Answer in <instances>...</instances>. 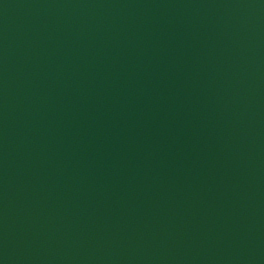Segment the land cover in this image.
<instances>
[{
	"label": "water",
	"instance_id": "95a60500",
	"mask_svg": "<svg viewBox=\"0 0 264 264\" xmlns=\"http://www.w3.org/2000/svg\"><path fill=\"white\" fill-rule=\"evenodd\" d=\"M0 264H264V0H0Z\"/></svg>",
	"mask_w": 264,
	"mask_h": 264
}]
</instances>
